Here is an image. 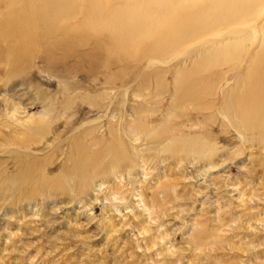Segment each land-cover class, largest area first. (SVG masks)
Segmentation results:
<instances>
[{"label": "rangeland", "instance_id": "1", "mask_svg": "<svg viewBox=\"0 0 264 264\" xmlns=\"http://www.w3.org/2000/svg\"><path fill=\"white\" fill-rule=\"evenodd\" d=\"M151 1L71 0L51 22L49 0H0V264H264V123L221 110L248 85L264 3L159 57L113 43ZM26 12L12 49L3 22ZM224 48L239 57L213 66ZM196 65L214 86L181 96Z\"/></svg>", "mask_w": 264, "mask_h": 264}, {"label": "bare ground", "instance_id": "2", "mask_svg": "<svg viewBox=\"0 0 264 264\" xmlns=\"http://www.w3.org/2000/svg\"><path fill=\"white\" fill-rule=\"evenodd\" d=\"M52 1L54 2V0H49L50 6L42 12L44 19H49L52 15L62 17L63 13L65 15L70 13L71 0H57L55 3ZM151 2L145 5L147 11L144 13V16L130 21V24L126 27L124 24L119 26L117 29L119 32L111 36L113 38V43L122 42L126 40L128 36H131L133 37L131 40L133 45L131 47L132 49H136L135 52L137 51L139 55L145 57H159L167 48L176 46L185 40H192L198 37L213 23L214 25L217 24V28L219 25L229 26L249 20L251 13L257 10L261 3H264V0H210L209 6H206L204 0H183L180 4L178 3L177 10L169 7L168 0H153V2ZM249 6H253L254 8L250 9L248 8ZM220 8H226V10H221ZM94 11H96V8H94ZM150 12L157 16L153 19V22L156 23L155 26H158L154 32L150 31L151 36L145 33L146 31L142 28V24L140 25V23L148 22L145 15ZM195 12H197V15H195ZM27 13L28 12L24 13L22 16H16V18L8 17L5 19L6 21L4 20L5 23L3 22L5 25L4 31H8L6 33L7 41L10 43L12 49L18 42L17 40L12 42V40L15 39L13 34L21 32L22 26L25 24V21H27L24 17ZM179 14H190V18L188 22L185 23L186 25L181 28L179 35H175L174 32L172 33L168 30L171 28V22H173H169V20L171 18L174 19V17ZM131 25H133L131 28L132 30H128L127 27ZM164 30L168 32H163ZM262 32L264 43V28ZM154 35H158V37L153 39L152 36ZM141 41L148 42L149 44L147 47L139 48L137 44ZM132 49L130 48V50ZM216 52L213 58V66H220L228 62L229 59H236L239 57V51L236 53L229 48L217 50ZM200 67V65H196L188 71L189 75L184 82L179 85V93L181 96L187 93L188 96L195 99L199 96L203 97L207 95L213 88L214 82L210 81L208 78L202 79L192 77L202 73L201 71L204 68V72H207V67H202L201 69ZM250 68L251 74L244 82L248 84L247 86L245 85L246 88L244 87L241 91L235 92L230 98L226 99L221 109L227 118L232 115L241 121V126L244 127L245 131L254 129L258 122L264 123V44L253 57Z\"/></svg>", "mask_w": 264, "mask_h": 264}]
</instances>
